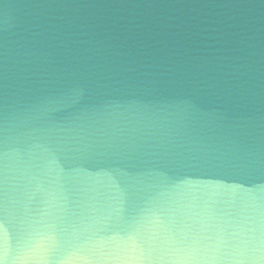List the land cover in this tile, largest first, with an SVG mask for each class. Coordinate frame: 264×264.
Segmentation results:
<instances>
[{
  "label": "water",
  "instance_id": "water-1",
  "mask_svg": "<svg viewBox=\"0 0 264 264\" xmlns=\"http://www.w3.org/2000/svg\"><path fill=\"white\" fill-rule=\"evenodd\" d=\"M0 264H264V0H0Z\"/></svg>",
  "mask_w": 264,
  "mask_h": 264
}]
</instances>
